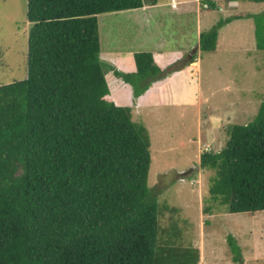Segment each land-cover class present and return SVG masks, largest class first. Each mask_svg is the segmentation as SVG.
Instances as JSON below:
<instances>
[{
    "label": "trees",
    "instance_id": "16d2710c",
    "mask_svg": "<svg viewBox=\"0 0 264 264\" xmlns=\"http://www.w3.org/2000/svg\"><path fill=\"white\" fill-rule=\"evenodd\" d=\"M156 2L26 0V75L0 83V264L198 261L193 245L161 244L169 226L159 222L161 189L147 184L146 126L128 105L81 101L102 65L97 14ZM251 15L255 45L264 48V10ZM229 18L200 31L201 50L215 49ZM133 57L135 71L114 72L141 89L161 75L151 51ZM228 135L221 148L199 155V165L214 170L202 211L264 209V99ZM226 239L240 260L236 240Z\"/></svg>",
    "mask_w": 264,
    "mask_h": 264
},
{
    "label": "rangeland",
    "instance_id": "374dc122",
    "mask_svg": "<svg viewBox=\"0 0 264 264\" xmlns=\"http://www.w3.org/2000/svg\"><path fill=\"white\" fill-rule=\"evenodd\" d=\"M159 2L162 8L146 13L147 40L142 27L148 29V24H139L126 14L100 12L97 20L104 51L126 53L158 46L165 58L159 67L161 79L183 80L168 87L156 80L146 87L143 104H134L136 92L123 94L118 101L133 104L132 118L148 130L147 184L161 189L157 194L159 222L164 229L169 226L161 244L195 245L200 251L195 264H264V209L203 213V198L214 170L199 165L200 153L205 148H221L230 125L252 119L264 99V48L255 45L251 15L264 10V1L175 0L176 8L168 0ZM224 17L230 18L218 29L215 49L194 48L198 32ZM28 25L26 0H0V83L26 75ZM193 54L199 62L195 73L188 68L179 73L170 69L184 60L190 64ZM87 93L102 95L96 89ZM149 100L152 103H146ZM119 103L110 101L105 107ZM191 167L181 177L180 172ZM228 234L240 248L238 261L232 259Z\"/></svg>",
    "mask_w": 264,
    "mask_h": 264
},
{
    "label": "crops",
    "instance_id": "0c3cea01",
    "mask_svg": "<svg viewBox=\"0 0 264 264\" xmlns=\"http://www.w3.org/2000/svg\"><path fill=\"white\" fill-rule=\"evenodd\" d=\"M170 2V0H168ZM171 4V3H170ZM162 5L160 4L159 0H157L154 4H144L140 7H134V8H127V9H120L115 10L114 12H118L121 14H126L130 19H136L139 24H148V29L143 25V33H144V39L147 40V37L150 36L146 32L150 29V23L147 21L146 13L148 10H155L158 8H162ZM172 8H176V6L171 5ZM112 12V11H109ZM202 31V30H200ZM198 32V42L194 45V48L198 46L199 48V33ZM98 33H99V44H100V50L99 55L100 59L102 61L101 67L96 71L95 75L97 74L98 79H95V75L89 77L85 83V86L88 84V81L90 78L94 77L93 81L90 82V89H85V86L83 88V93L81 95V101L84 104H107L110 101H113L114 103H119L120 97L125 95H130L132 92H136L135 101L134 104H143V94L145 91L148 90V88L152 87L154 82L157 80L160 85L164 87H168L172 84L176 85L179 84L178 82H183L182 79L179 80H168V79H161V75L149 81L142 89L139 88L135 83L132 81L125 79L122 75L114 72L113 68H116L122 72L128 73L133 72L136 69L133 53L137 50L131 49L128 50L126 53H123V51L118 50H109L104 51L101 48V42H100V32H99V26H98ZM145 50V49H143ZM147 50V49H146ZM149 51L152 52V64L156 65L158 68L163 65L164 56L162 55V50L158 46H154V48L149 49ZM212 51V50H211ZM185 61V60H184ZM179 62L175 66H171L170 69H177V73L181 72L184 68H188L191 73H195L199 69V62L198 60L188 61L187 62ZM169 75V73H168ZM148 86V88H146ZM98 87L96 90L97 92H101L102 95H96L91 96L87 93V91H94L95 88ZM130 90H129V89ZM146 88V89H145ZM145 89V90H144ZM144 90V91H143ZM142 92V93H140ZM85 93V94H84ZM129 93V94H126ZM130 100V99H129ZM146 103H152V101H148ZM120 105H128L132 106L133 104L126 101V103L120 102ZM213 149V148H211ZM219 149V148H218ZM217 150V149H216ZM195 246V245H193ZM196 247V246H195ZM198 248V247H197ZM199 258H200V251H199Z\"/></svg>",
    "mask_w": 264,
    "mask_h": 264
},
{
    "label": "water",
    "instance_id": "95a60500",
    "mask_svg": "<svg viewBox=\"0 0 264 264\" xmlns=\"http://www.w3.org/2000/svg\"><path fill=\"white\" fill-rule=\"evenodd\" d=\"M193 167H191L190 169H188L187 171H181L180 173H181V177H184V175L189 171V170H191Z\"/></svg>",
    "mask_w": 264,
    "mask_h": 264
},
{
    "label": "built area",
    "instance_id": "2783aa9c",
    "mask_svg": "<svg viewBox=\"0 0 264 264\" xmlns=\"http://www.w3.org/2000/svg\"><path fill=\"white\" fill-rule=\"evenodd\" d=\"M171 5L175 6V0H170ZM208 149V148H207Z\"/></svg>",
    "mask_w": 264,
    "mask_h": 264
}]
</instances>
